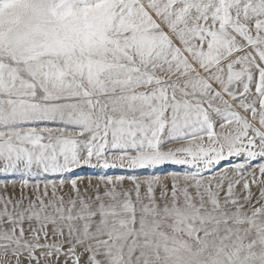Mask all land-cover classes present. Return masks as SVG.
I'll return each mask as SVG.
<instances>
[{"label":"snow or ice","instance_id":"1","mask_svg":"<svg viewBox=\"0 0 264 264\" xmlns=\"http://www.w3.org/2000/svg\"><path fill=\"white\" fill-rule=\"evenodd\" d=\"M0 264H264V0H0Z\"/></svg>","mask_w":264,"mask_h":264}]
</instances>
